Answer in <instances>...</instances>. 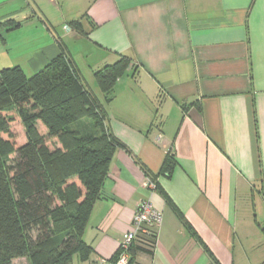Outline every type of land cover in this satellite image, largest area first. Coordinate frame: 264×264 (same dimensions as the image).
<instances>
[{
	"label": "crops",
	"instance_id": "0c3cea01",
	"mask_svg": "<svg viewBox=\"0 0 264 264\" xmlns=\"http://www.w3.org/2000/svg\"><path fill=\"white\" fill-rule=\"evenodd\" d=\"M47 2L55 19L40 11L42 0H0V22L23 23L0 28V71L20 66L34 75L63 46L100 96L95 71L120 56L136 69L107 107L110 130L134 157L116 151L84 234L93 253L72 264H109L144 200L164 221L154 255L134 247L133 264H216L205 248L219 264H236L239 232L258 233L264 211V0ZM57 18L81 19L86 36L68 24L58 32ZM169 153L178 163L171 178L160 175ZM137 160L160 191L146 186ZM245 245L237 257L248 258ZM251 249L250 261L264 262Z\"/></svg>",
	"mask_w": 264,
	"mask_h": 264
},
{
	"label": "trees",
	"instance_id": "16d2710c",
	"mask_svg": "<svg viewBox=\"0 0 264 264\" xmlns=\"http://www.w3.org/2000/svg\"><path fill=\"white\" fill-rule=\"evenodd\" d=\"M22 25L15 19L0 22L6 32ZM68 25L86 36L81 19ZM61 49L34 75L28 76L20 66L0 71V264L19 259L29 264L87 262L93 248L84 234L95 204L102 199L114 155L123 149L134 157L110 130L107 111L117 83L125 76L135 77L133 60L120 56L95 71L99 96L85 84L74 59ZM18 121L25 129L23 145L13 135ZM137 162L160 191L157 178ZM177 164L169 153L160 175L171 178ZM157 232L142 237L145 246L138 241L133 248L153 256ZM134 250L129 264L135 261ZM118 257L119 253L109 264H117Z\"/></svg>",
	"mask_w": 264,
	"mask_h": 264
},
{
	"label": "rangeland",
	"instance_id": "374dc122",
	"mask_svg": "<svg viewBox=\"0 0 264 264\" xmlns=\"http://www.w3.org/2000/svg\"><path fill=\"white\" fill-rule=\"evenodd\" d=\"M43 4L40 6V11H42L44 13V11H48L46 12V15L49 13L51 18H54V16H59V13L53 8L51 7L47 0H42ZM31 2V1H30ZM34 5V4H33ZM62 5V2L60 1V7ZM42 7V8H41ZM44 10V11H43ZM39 11V12H40ZM55 19V18H54ZM61 18H57L56 21L57 22H52L53 26L58 30V32H61L59 30H64L65 25L68 24L69 22H71L73 19L65 21L64 19L60 20ZM78 20V19H77ZM13 41H14V46L17 45L18 42V38L13 37ZM74 48L77 47V45L73 44ZM78 49V48H77ZM29 72H27L28 76H31L32 74H28ZM13 135L17 141V143L19 145H23L26 142V136H25V129L23 127V125L18 121L16 124H13ZM15 156H12V159ZM262 208V207H261ZM261 208L259 207V211H258V223H259V232L258 233H254V230L252 232L248 233L246 236H244L241 232H239L240 236L238 237V241H236V258L238 260H236V264H264V262H258V261H250L252 260L253 254L255 253V251H253V249H251V244L254 246L255 250H259V252L264 256V211L262 212ZM241 243H246L245 246H247V250H245V252L248 255L247 257L241 256V257H237V255H244L243 250L241 249L240 244ZM76 260V259H75ZM241 260V261H240ZM77 262V261H76ZM14 264H29L28 261L26 259H19L16 260L14 262Z\"/></svg>",
	"mask_w": 264,
	"mask_h": 264
},
{
	"label": "built area",
	"instance_id": "2783aa9c",
	"mask_svg": "<svg viewBox=\"0 0 264 264\" xmlns=\"http://www.w3.org/2000/svg\"><path fill=\"white\" fill-rule=\"evenodd\" d=\"M146 186L152 190L156 189L155 184L150 179L146 181ZM163 221V213L156 209L150 200L141 201L133 216L131 230L122 237L117 264H129L133 246L138 241L145 246L142 237L150 234L152 230H158ZM99 264L108 263L100 262Z\"/></svg>",
	"mask_w": 264,
	"mask_h": 264
}]
</instances>
